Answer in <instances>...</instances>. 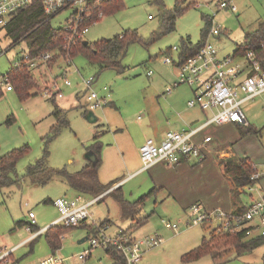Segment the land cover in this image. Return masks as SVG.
Returning a JSON list of instances; mask_svg holds the SVG:
<instances>
[{
  "label": "rangeland",
  "instance_id": "1",
  "mask_svg": "<svg viewBox=\"0 0 264 264\" xmlns=\"http://www.w3.org/2000/svg\"><path fill=\"white\" fill-rule=\"evenodd\" d=\"M162 1L166 9L175 5V0ZM231 3L236 4V10L219 7L215 0H184L183 7H190L176 17L175 29L149 42L150 36L161 23V5L154 0H122L119 9L104 14L100 11L103 15L91 22L88 31L83 34L84 40L92 42L121 35L126 30H134L144 41H148L147 45L138 40L129 45L121 61L124 66L122 72L110 68L98 71L97 65L88 62L86 56L77 54L67 71V79L71 85H64L62 76L56 79L57 74L54 72H41L43 68L38 69L32 72L37 77L34 88L37 92H31L24 99L18 97L14 87L7 91L3 78L28 53L27 44L23 41L11 45L10 39L3 32L0 33V155L15 147L25 144L29 146L28 153L16 164L15 171L20 185L11 184L0 190V249L12 248L30 235L28 224L17 223V220L27 221L29 210L34 213L36 226L42 228L59 216L54 204L47 199L54 200L60 196L71 197L76 194L60 177L35 184L25 176V171L27 165L40 158L44 150H47L45 167L48 169L64 167L75 173L86 161V146L91 143L93 134L101 132L104 127L99 120L89 122L84 118L80 109V103H85L84 94L80 95V99L72 95L73 88L83 90L80 85L82 78L94 75V88L100 95L107 93L101 88L107 85L110 88L109 96L113 92L114 98L121 102L127 120L143 135V126L149 112L148 104L154 106L157 101L166 112H171L168 102L173 101L180 108L187 106L189 89L186 86L173 87L171 94L166 93L165 89L166 85L171 87L176 71L173 62H164L168 52L177 59V51L169 50L173 45L180 48L186 37L192 44H196L206 36L220 56L232 55L236 46L243 41L244 33L264 21V0H232ZM72 10L73 8L56 14L50 19V23L54 27L64 25ZM204 16L212 20L210 27H219L218 35H208L207 31L204 37L201 36L205 25ZM6 47L8 49L2 52ZM234 60L240 61L238 58ZM47 69L51 70L50 67ZM147 70H151L152 74L148 75ZM53 82H56V87L61 89L63 96L51 98L43 94L42 91ZM50 99L63 106L68 125H60L56 121ZM242 109L250 131L241 134L238 125L231 122L212 124L199 134L201 137H211V141L207 143L209 153L205 159L190 158L171 170H162V180L166 182L162 185L156 184L152 169L127 172L125 178L123 177L124 181L117 182L116 186L121 187L120 191L109 193L101 200L93 202L90 207L92 219H109V235L121 229L130 231L134 238L153 233L162 236V243L146 250L138 264H264V244L241 256L229 254L228 248L225 252L221 250L220 258L209 254L193 261H183V253L200 243L201 238L208 234L210 224L207 227L203 223L181 226L172 231L165 228L162 221V218L175 221L184 217L187 212H183L182 206L195 199L212 204L218 197L226 195L228 183L219 162L228 156L235 160L247 157L260 174L254 184L243 188L238 199L247 203L251 199L264 196V92L244 102ZM93 111L96 113L97 109ZM9 117L12 120L7 123ZM175 172L176 178L171 179ZM47 176L48 174L45 175ZM170 182L176 184L174 187L180 192L179 197L167 195L170 191L167 184ZM120 192L123 199L128 201L142 199L143 203L133 215L121 214V203L117 198ZM142 217L147 220L142 225L136 224ZM85 233L86 229L81 226L62 233L59 253L65 258L64 264H80L76 255L87 243H78L77 240ZM32 239L13 249L11 255L19 264L36 263L51 254L44 234ZM92 252V259L88 264L97 263L99 258L109 263L101 249L96 248Z\"/></svg>",
  "mask_w": 264,
  "mask_h": 264
},
{
  "label": "built area",
  "instance_id": "2",
  "mask_svg": "<svg viewBox=\"0 0 264 264\" xmlns=\"http://www.w3.org/2000/svg\"><path fill=\"white\" fill-rule=\"evenodd\" d=\"M34 0H0V28L6 26V22L12 14L22 7L32 3ZM42 8L46 16L55 17L56 14L73 8L65 21L66 35L64 40L70 45L75 37H80L88 31L87 27H82L84 19L90 17L88 0H41ZM219 7H228L232 11L236 10V4L232 0H215ZM98 13V17L102 16ZM211 20V19H210ZM212 21V20H211ZM219 34V27H210L208 35L215 36ZM171 50H177L173 45ZM57 49L40 52L31 57L25 54L23 58L16 62L18 66L25 64L27 68L33 71L38 69L48 70V61L54 58ZM240 59L235 61L234 59ZM233 55L220 56L216 47L207 39L203 45L195 52L188 56L177 66L178 74L176 79L171 83V87L178 85H188L193 88V96L187 100L189 106H198L202 110H213L205 122L197 127L189 128L183 131H166L163 139L155 142L153 138H146L139 146L138 153L140 159V171L146 170L158 161H163L169 165L190 158L203 160L207 154V143L211 140L210 135H205L202 141L196 142L193 139L195 133L208 124H221L223 122L246 123V117L242 109V104L254 96L264 92V71L261 70L253 53L249 52L242 59ZM73 56L68 53L60 55L56 63L57 77H63V84L71 85L67 79L68 67L72 64ZM245 59V60H243ZM172 54L164 58L165 63L173 62ZM62 64H59V63ZM249 63L246 74L242 68V63ZM51 67V69H53ZM40 72V71H39ZM151 75L152 71L147 70ZM96 77L90 75L88 78H82L81 83L84 89L85 107L88 110L102 108L108 102V86H102L106 93L100 95L94 88ZM56 81V80H55ZM3 82L5 89H11L8 78L4 75ZM43 94L47 97L61 96V89L56 87L53 82L49 88H45ZM260 174L256 171L251 178H259ZM117 183L113 184L115 188ZM101 195L85 199L82 194L76 193L74 196H60L52 200L59 216L53 220L50 225H63L76 227L81 226L86 229V233L80 237L87 245L78 252L76 258L80 264H88L92 259L94 249H101L109 259V263L99 258L94 264H138L146 250L159 246L163 238L160 234H146L140 238H134L130 231L118 230L114 234H108L109 223H102L92 219L90 207ZM166 228L175 231L181 226H192L193 224H211L212 228L221 230L229 229L239 232L243 230L246 235H260L264 237V196L251 200L242 210H226L221 208H205L200 202H192L187 207V213L184 217L175 221L162 218ZM28 229L30 235L20 243L9 249H0V264H19L11 255L13 249L19 245L26 244L32 238L44 233L48 226L38 228L32 231L30 225H35L33 211L29 210L27 214ZM255 232V233H254ZM63 237L61 233L60 238ZM59 249L51 252L44 259L31 264H64V257L60 255ZM116 252L117 254L113 253Z\"/></svg>",
  "mask_w": 264,
  "mask_h": 264
},
{
  "label": "trees",
  "instance_id": "3",
  "mask_svg": "<svg viewBox=\"0 0 264 264\" xmlns=\"http://www.w3.org/2000/svg\"><path fill=\"white\" fill-rule=\"evenodd\" d=\"M159 5H161V18L160 26L149 38V42L155 40L158 36L169 33L175 29L176 17L183 13L190 5L183 7L184 0H175L173 8L166 9L163 5L162 0H154ZM90 17L84 19L82 27H87L91 22L97 20L98 13L100 11L103 14L107 11H113L119 9L122 5V0H88ZM45 15L42 8L41 0H34L29 5L22 7V9L17 10L11 16V18L6 22V26L0 28V32H3L5 36L10 39L11 45L18 44L25 41L28 48L29 56L33 57L40 52L50 51L57 49V53L54 58L48 61V67H53L60 55L68 53L69 56L75 57L77 54H82L86 56L88 62L97 65L98 71L104 70L105 68L113 69L117 72H122L124 66L122 64V58L131 43L141 41L144 45H147L148 41H144L136 31L126 30L121 35H114L109 38H101L95 41H89L85 45L83 35L80 37H75L70 45L66 44L64 36L66 35V30L64 25L54 27L50 23V19ZM205 20V25L201 30V36H205L211 24V20L207 17H203ZM243 41L236 46L233 51V57L243 58L249 52L253 53L254 59L257 61L259 67L264 71V21L259 22V24L249 32L244 33ZM206 37V36H205ZM203 38L196 44H192L191 40L186 37L182 40V45L180 48L177 47L178 57L173 58L174 66H178L181 62L187 59L188 56L195 54V52L203 45L206 38ZM8 48L6 47L5 52ZM171 50V48L169 49ZM168 55L169 52L167 53ZM245 60V59H243ZM246 61V60H245ZM242 68L247 72L246 74L252 73L248 71L249 63H242ZM12 87L18 93L20 99L28 97L31 92L35 91V81L37 77L31 72L29 68L23 63L15 68L9 70L5 73ZM52 98V97H51ZM54 106L52 114L54 115L56 121L62 125H68V121L64 118L65 109L58 104H56L54 99H50ZM81 113L84 114L88 111L86 107L81 106ZM12 120L9 117L6 122ZM235 123V122H234ZM238 126L239 132L243 134L248 132L249 129L247 123H235ZM245 127V128H244ZM101 132L97 131L92 136V142L86 146V150H93L98 155V160L96 163L90 167V163H85L79 170L75 173H71L63 168H46V157L47 150H44L42 156L38 158L35 162L30 163L26 167L25 176H28L29 180L35 184H42L51 181L55 177H60L66 185L72 188L76 193H80L86 197H95L101 195L103 192L109 190L113 184L117 183L118 180L113 179L108 181V183H101L98 179V166L101 162ZM54 135V133H53ZM29 151V146L27 144L20 147H15L10 149L8 152L0 155V190L4 187H9L11 184L20 185V180L15 171L17 162L25 157ZM206 158V157H205ZM204 158V159H205ZM185 161V160H182ZM219 164L222 167L223 174L232 183L230 187V198L232 199V204L236 205L239 201L238 196L243 191L246 185L254 184L258 179H252L251 176L257 171L254 166H252L250 160L247 157L233 159L231 157H224L220 159ZM43 174H48L47 177ZM121 187L118 185L115 188L109 190L102 196L98 197L96 201L101 200L105 195H109L114 191H120ZM121 192L117 196L118 201L121 203V214L133 215L138 211V207L143 203L142 199L137 201H128L123 199ZM89 198V199H90ZM52 203V200L47 199ZM199 202V201H193ZM192 203V202H191ZM245 207L247 205H244ZM240 206L237 211H242L245 207ZM147 220V218L142 217L141 220L137 221L136 224L142 225ZM102 223L111 224L110 220H102ZM18 224H28L27 221H17ZM32 231L37 230L40 227L35 225H30ZM76 228L72 226L63 225H50L44 230V237H46L47 243L51 248V252L60 248L61 238L60 235L66 230ZM41 235V234H40ZM38 235V236H40ZM36 236V237H38ZM34 237L32 240L36 239ZM264 237L260 235L248 236L243 232L231 231L229 229L221 230L217 228L208 229V234L203 236L200 243L193 246L190 250L186 251L182 255L183 261H193V259H198L205 255L211 254L214 258H220L221 250L225 252L232 251L233 255L241 256L243 253H249L256 249L260 244H264ZM117 254L116 252H113ZM117 256H119L117 254ZM120 257V256H119ZM249 264V263H248Z\"/></svg>",
  "mask_w": 264,
  "mask_h": 264
},
{
  "label": "crops",
  "instance_id": "4",
  "mask_svg": "<svg viewBox=\"0 0 264 264\" xmlns=\"http://www.w3.org/2000/svg\"><path fill=\"white\" fill-rule=\"evenodd\" d=\"M1 33V32H0ZM85 34V33H84ZM59 64H62L61 62ZM175 67V73L173 75V82L178 74L177 67ZM56 68V69H54ZM43 72L44 70H40ZM57 66L53 67L51 70H47L46 72H54V74H57ZM53 74V73H52ZM51 74V75H52ZM53 74V75H54ZM81 88L83 89L82 83L80 82ZM179 86V85H178ZM186 86V85H184ZM180 87V86H179ZM189 89L187 100L192 95V87H188ZM109 88V87H108ZM173 87L165 86L166 93H170L172 91ZM110 90V88H109ZM62 92V91H61ZM74 94L76 99H80V95L84 94V89H75L73 88L72 95ZM108 96L109 93L107 92ZM61 96L63 94L61 93ZM60 96V97H61ZM155 97V95H154ZM175 100V98H173ZM56 102V101H55ZM170 104V110L171 112H166V109L161 105V103H158L155 101V105L151 106L148 104L149 112L146 117V122L143 126V135H141L139 132L136 131L135 128H133V125L130 123L129 120H127V116L125 112H123V107L121 102L118 99H115L113 96V92L111 96L108 97V102L106 105L102 108H97V112L94 113L96 120L100 121L103 124L104 129L101 130V133L99 135V139L101 141V162L98 166V179L101 183H108V181L116 179L118 182L124 181L125 173H136L141 172L140 171V159H139V153L138 148L140 144L148 137H151L154 139V141L159 142L163 139V134L166 131H183L188 130L189 128L197 127L205 122L207 117L210 116L213 110L206 109L205 111L200 109L198 106H189L187 104L186 108H180L178 107L173 101L168 102ZM154 104V103H153ZM81 106L82 103H80ZM63 107V106H61ZM189 108V109H188ZM82 109V108H80ZM188 109V110H186ZM94 112V111H93ZM173 112V113H172ZM168 113L170 115H168ZM84 115V114H83ZM213 123L205 125L204 128L199 130L197 133L194 134L193 139L196 142L202 141V139L205 137H201L199 134L205 131L206 128L211 126ZM148 134V135H145ZM211 141V140H210ZM209 141V142H210ZM92 142V140H91ZM208 142V143H209ZM209 153V150L207 148V154ZM206 154V156H207ZM188 161V160H186ZM87 161L84 162V164ZM182 161L174 163L173 165H169L163 161H158L157 163L151 165L147 169H152V172L155 176V182L156 184L161 183L160 185L166 183L164 180H162V170H171L173 167H176L178 165H181ZM83 164V165H84ZM82 165V166H83ZM221 166V165H220ZM146 169V170H147ZM224 175V174H223ZM175 176V177H174ZM174 176L171 179L176 178V172ZM225 176V175H224ZM124 177V178H123ZM226 182L228 183V192L227 194H223L222 196L218 197L215 202H213L211 205L209 203H204L201 200L195 199L193 201H199L204 205L205 208H221L226 210H238L240 206L248 205V203L253 200L251 199L247 203H243L241 199L237 202L236 205L232 204V199L230 198V187L232 186V183L229 181L228 178H226ZM171 181V180H170ZM175 184V183H174ZM174 184L171 182L168 183L170 191L167 192V195H175L177 197L180 196V192L178 189L174 187ZM176 185V184H175ZM76 193V192H75ZM83 196V195H82ZM85 199L88 197L83 196ZM191 201V202H193ZM191 203L182 206L183 212H187V207ZM245 207V206H244ZM55 220V219H54ZM20 221V220H17ZM48 224H44V226H47ZM206 227L209 226V224L205 225ZM39 227V226H37ZM166 228V227H165ZM211 228V224L209 226V229ZM168 229V228H167ZM255 233V232H254ZM255 236V235H251ZM81 238H78V243H83V241L79 242ZM22 241V240H21ZM20 241V242H21ZM18 242V243H20ZM17 243V244H18ZM264 243V242H263ZM229 254H233L232 251H229ZM145 253V252H144ZM143 253V255H144ZM143 259V256L141 260ZM140 260V261H141Z\"/></svg>",
  "mask_w": 264,
  "mask_h": 264
},
{
  "label": "water",
  "instance_id": "5",
  "mask_svg": "<svg viewBox=\"0 0 264 264\" xmlns=\"http://www.w3.org/2000/svg\"><path fill=\"white\" fill-rule=\"evenodd\" d=\"M85 45L88 44V40H84L83 42ZM84 118L86 119V121H91L94 122L96 120L95 114L93 112V110H88L86 113H84ZM84 158L87 161V163H90V167L92 168V166L96 163V161L98 160V155L91 149V150H86L84 153ZM83 241V238H81L79 240V242Z\"/></svg>",
  "mask_w": 264,
  "mask_h": 264
}]
</instances>
